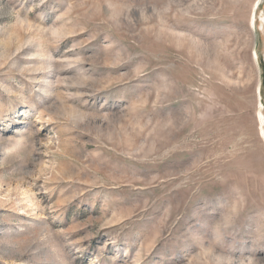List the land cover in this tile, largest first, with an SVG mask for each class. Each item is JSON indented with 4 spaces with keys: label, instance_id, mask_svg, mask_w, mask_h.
Listing matches in <instances>:
<instances>
[{
    "label": "rangeland",
    "instance_id": "rangeland-1",
    "mask_svg": "<svg viewBox=\"0 0 264 264\" xmlns=\"http://www.w3.org/2000/svg\"><path fill=\"white\" fill-rule=\"evenodd\" d=\"M263 16L0 0V264H264Z\"/></svg>",
    "mask_w": 264,
    "mask_h": 264
},
{
    "label": "bare ground",
    "instance_id": "bare-ground-1",
    "mask_svg": "<svg viewBox=\"0 0 264 264\" xmlns=\"http://www.w3.org/2000/svg\"><path fill=\"white\" fill-rule=\"evenodd\" d=\"M263 20H264V16H263ZM259 104H261V103H259Z\"/></svg>",
    "mask_w": 264,
    "mask_h": 264
}]
</instances>
